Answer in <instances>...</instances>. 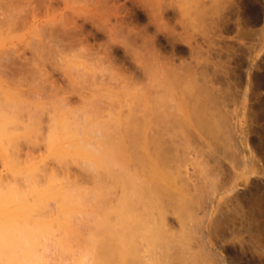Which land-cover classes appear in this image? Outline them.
<instances>
[{
	"label": "bare ground",
	"instance_id": "6f19581e",
	"mask_svg": "<svg viewBox=\"0 0 264 264\" xmlns=\"http://www.w3.org/2000/svg\"><path fill=\"white\" fill-rule=\"evenodd\" d=\"M126 2H130L131 6L136 2L133 7L137 5L139 7L133 9V12L129 8L131 12L127 10L124 13L127 5L126 7L121 5L122 2L118 3V0H29L25 3L23 1L22 7L19 6L21 9L18 8L20 11L2 12L1 18L5 17L4 14L7 16L6 20L0 18V26L2 23H9L12 26L22 25L23 28L24 24L26 26L29 24L39 29L37 36H33L28 45L23 44L26 45L25 48L21 45L23 49H18L13 59L16 61L21 59V65L28 57V59L34 57L35 60L36 58L50 60L57 65L60 72L67 75L74 88L95 89L93 85L91 86L92 83L88 84L83 78L94 73L95 64L98 67L96 62L100 56L92 57L95 54L94 50H91L94 49L91 45L100 46L96 49L104 46L102 52L106 53V56H103L109 64H112L110 59L114 53L119 56L116 59L121 63L122 58L125 59L126 56L136 62L145 80L140 96L123 91L124 93L113 94L115 98L113 102H103L97 99L99 98L97 96L94 98L95 94L91 92L94 99H91L88 105L86 102L83 107L81 104L78 108L75 105L74 109L70 108L71 103L68 100L50 102L55 130H60L61 134L59 133L58 140L53 130L46 148H49L48 153H51L50 157L53 156L55 160L61 162L67 157L74 158L92 173L95 191L91 197L96 208L95 214H91L92 210L89 216L94 217L96 228L101 234L105 229L110 236H107L110 240L109 249L105 247L110 251L107 254H112L110 261L114 264L117 260L122 264H199L201 260H196L194 255L197 254L196 257L200 259L199 249H195L198 244L201 245V241L197 244L195 242L197 238L192 237L195 230L191 231L198 225L194 222L197 214L191 216L195 220L189 218L195 212L194 207L190 205H193L191 202L196 198L193 193L199 188L200 183L197 181V184L193 179L194 174L190 173L192 170L190 164L193 160L189 147L193 140L189 127L192 126L189 125L191 118L188 97L185 98L184 95L190 87L187 86L190 85L188 78L192 79L193 72L199 69L201 75V69H204L202 66L205 67L203 64L200 67V63L195 60V56L202 51V46L183 44L187 49L183 48L184 46L177 49L175 44L170 42L173 51L186 54L187 50L189 62L180 60L175 65L172 60L161 58L155 50L156 36L151 37L152 34L149 36L148 31L153 26L159 32L161 27L166 25V17L175 16L178 11L177 5L168 4L162 10L155 0ZM22 12L32 18L31 22L26 21L28 17L21 16ZM35 15L43 17L38 16L37 19ZM77 19L82 23L79 24ZM142 21L145 27L135 30L136 25ZM87 24L95 33L85 31L84 26ZM123 30L128 31L124 34ZM88 39L94 44H90ZM102 40L103 42H100ZM112 46L116 48L111 49ZM10 58L8 54L0 53V61ZM19 68L22 69L21 66ZM98 71L100 70L96 72ZM33 92L31 93L33 96L39 94L37 91ZM6 98V101L5 98L2 99L6 105L0 101V166L3 171L0 172V264H86L89 260L88 255H92L90 252L83 255L80 253L77 258L78 255L71 250L73 246L70 240L76 235L74 230L76 228L73 226L75 224L79 226L80 220L78 223L73 221L74 225L69 222L74 213H78L77 216H73L77 219L78 216L84 217L83 208L89 205L86 207V203L82 202L83 196L75 194L77 192L75 187H73L75 192L72 190L73 192L68 193L64 189L66 187H61L62 183L59 184L57 179L56 182L53 181L54 175L50 179L43 178L45 182L43 181L42 189L40 187L42 185H35L37 180L34 183L33 178L38 179L36 177L39 176V170L38 165L35 167L33 163L31 164V160L21 161L22 164L30 161L21 167L18 157L22 155L16 154L20 147L18 144L23 145L25 140L29 139L26 142L30 141V144L26 145L29 144L27 147L31 148L35 137L37 138L36 135L32 136L35 131L37 132L34 125L38 127L37 123H34L36 121H32L37 116H34L37 108L31 107L34 109L31 111L32 105L25 108V103H22L25 101L21 99L15 101L14 98H9V95ZM23 104L26 112H23L21 107ZM40 109L41 107H38V111ZM130 119H132L130 124L136 120L141 121L139 130L129 126ZM58 128L60 129L57 130ZM15 145L19 147L15 148ZM16 155L18 157L15 159ZM50 200L56 201L58 207L55 208L60 209H58L60 217L53 216L50 209V213H46L50 207L47 205L54 203ZM188 223L190 226L187 227ZM189 231L192 232V236ZM190 240L196 243L195 249L192 248L194 243ZM92 241L91 248L95 249L93 245L96 246V241L95 243ZM97 245L99 246V242ZM193 250L198 253H192ZM102 251L100 250V257L97 259L101 260L100 263L109 264L110 261H105L109 256L106 251L105 253ZM58 253L67 255L66 258L70 257L73 261L63 263L61 259L62 262L57 260ZM207 254L202 253L203 256H208ZM50 256L57 263H49ZM219 260L222 262L224 259L221 257Z\"/></svg>",
	"mask_w": 264,
	"mask_h": 264
},
{
	"label": "rangeland",
	"instance_id": "374dc122",
	"mask_svg": "<svg viewBox=\"0 0 264 264\" xmlns=\"http://www.w3.org/2000/svg\"><path fill=\"white\" fill-rule=\"evenodd\" d=\"M23 1L25 3L29 0H0V15H3L2 12L6 11L11 13H14L15 10L20 11ZM126 1L118 0V3L122 2L121 5L125 7L127 5L126 11H123L124 13L127 10L133 12V9H138V5L135 8L133 7L136 2L131 6L130 2ZM175 4L178 8L175 16L168 15L166 25L161 27L159 32L151 26L148 35L152 34L151 37L156 36L155 50L157 54L168 61L172 60L175 65L180 60L189 62L190 57L187 50L186 54L179 53L176 50L173 51L169 45L170 42H173L177 49L183 47V44H199L202 46V51L195 56V60L200 63V67L202 64L205 66H202L205 72L201 69L202 76L199 72L200 69L193 72L192 79L188 78L190 82V85H187L190 86L187 89L188 91L183 89L187 91L184 92L186 95L184 97H188L187 102L190 107L188 105L187 107L190 108L189 117L192 124H189L192 126L189 127L190 130L187 128L193 140L192 145L189 147L192 151L193 160L190 164V169L192 168L190 173H193V179L200 183L199 185L197 182L199 188L196 187L197 190L193 193L196 198L193 195L191 197L195 201L191 202L193 205H190V207L193 206L196 213L189 214L190 217L197 214L194 217L197 221L192 217L189 219L198 223L197 229L193 227L194 229L191 230H195L194 235L192 236L190 231L189 233L192 237H195L194 239L197 238L196 243L201 241V243L199 242L201 245L197 243L196 248V243L190 240L194 243H192L194 247H192L193 245L191 247L196 248L195 250L199 249L200 259L196 257L197 254L194 256L196 260H201L199 264H216V262L217 264H264V0H175ZM129 8L132 10L130 11ZM4 16L7 15L4 14ZM21 16L28 17L26 21L31 22L32 18L30 19L27 13L22 12ZM35 16L38 19V16L41 17L42 15ZM5 17L3 18L5 19ZM77 20L79 24L82 23L81 20ZM2 24L0 26V53L8 54L11 58L0 61V101L2 102L4 98L6 101L8 98L6 96L9 95V98H14L15 101L17 99L25 101L22 103H25L26 107L23 104L22 108H27L28 105H32L30 108H37L35 110L36 114L32 112L34 116L37 115L32 121H36L34 123L38 125V127L35 126L36 124L34 125L37 129H33L37 132L35 131L36 134L34 133L32 136L36 135L37 138L34 136V139L33 137L34 142L31 144V148L27 147L30 141L26 142L29 139L25 140V138H23V141L25 140L24 146L22 143L18 144L20 147L15 145V148L19 147L16 154L18 156L22 155L20 157L16 155L15 159L18 157L21 167L30 162L25 161V164H22L24 160H31V164L33 163L35 167L39 166H37L39 176L36 177L38 179L33 176V182L38 181L35 185H42L46 178L49 177L48 179H50L54 175L55 180L53 181L58 180L59 184L62 183L63 186L61 185V187H66L64 188L66 192H73L76 188L77 192L74 191L75 194H80L79 197L83 196L82 202L86 203V207L88 205L89 207L83 208L85 212L82 209L84 217L78 216V219L73 217L77 216L78 213H74L70 217L71 222L69 223L73 221L78 223V220H80L79 226L75 223V226H73L76 228L74 229L76 235L72 233L74 238L71 236L73 238L72 241L70 240L71 246H73L71 250L72 252L74 250L78 255L77 258L80 253L83 255V253L90 252L89 254L92 255H88L90 260L86 261L87 263L89 261L88 264H103V262L100 263L101 260L97 257L101 253L100 250L102 251L105 247L108 248L110 240L107 236H110L107 231L105 232V229L103 230L104 233L101 234L96 228L94 217L89 216V212L92 210L91 214H95L96 208L91 197L95 191L94 178L92 173L87 171L84 166L82 167L81 162L78 163V160L74 158L73 160L67 157L63 160L60 159L62 161L59 162L53 156L50 157L51 153H48L49 148H46V146L52 138L53 130L58 140L60 139L58 136L61 134L60 128L57 129L59 131L55 130L53 124L55 121L51 117L53 112L51 111L50 102L68 100L73 106L69 105L70 108L74 109L75 105L77 108L83 107L86 102V105H88L91 99L97 97L103 102L114 101L113 94L124 93L123 91L140 96L145 83L142 72L140 68H137L136 62L132 61L129 56H126L125 59L122 58L123 61L120 58L121 63L117 60L119 56L114 53L110 59L112 64H109L106 57H104L106 53L102 52L104 46L101 45L102 49L98 48V50L96 47L100 46L88 39L90 44H94L91 45L94 48L91 50H94L95 54L92 57L99 58L100 56L96 62L98 67L95 64L96 71H100L96 72L94 69L93 74L90 73L91 75L88 74L83 78L88 84L92 83L91 86L93 85L95 89L74 88L68 81L67 75L60 72L57 65L50 60H39L38 58L35 60L34 57H31V59H28V57L26 61L24 59L25 62L22 60L24 64L21 65V59L17 61L15 58L13 59V55L16 54L18 49L25 48L33 40L30 39L37 36L39 29L29 24V26L24 24L23 28L22 25H14V27L9 23ZM88 25L84 26L85 31L95 33V30ZM144 27L145 24L142 21L139 25H136L135 30H141ZM127 31L123 33L125 34ZM100 42H103V40ZM21 45L24 47L22 48ZM112 47L111 49L116 48ZM183 48L187 49L186 46ZM95 50H98V52ZM112 59H116L115 62ZM15 61H19L17 65ZM99 61L101 62L99 63ZM30 90L31 92H28ZM33 91H37L39 94H36V92V95L33 96L31 94L34 93ZM91 92L95 94L94 98ZM79 104L81 105L78 106ZM38 107H41L40 111H38ZM26 110L23 112H26ZM33 110L31 108V111ZM23 119L25 120V116ZM131 120H128L129 124ZM129 126L139 130L141 121L136 120ZM26 143L29 144L26 145ZM13 152L15 155V151ZM32 167L34 168V166ZM1 170L0 166V172L2 173ZM40 180H42L41 183ZM45 185L47 186V184ZM43 186H40L41 189ZM86 196L85 202L84 197ZM51 201H54V203ZM50 202L47 205L50 207L46 210V213L50 209L53 216L58 215V213L60 215L59 208H55V206L58 207L56 201L50 200ZM190 223L187 227L190 226ZM74 224L72 223V225ZM92 231L98 235L93 234ZM95 236L96 238H94ZM92 240H94V243L96 241V246L93 245L95 249L91 248ZM98 242L99 246L97 245ZM87 245L88 247H86ZM100 246H102L101 249ZM89 248H91L90 251ZM83 249L87 251L84 252ZM93 249L94 253L92 252ZM106 249V254L107 252L110 253ZM105 251H102V253H105ZM191 252L198 253L194 250ZM215 252L216 254H214ZM202 253L203 255L207 254L210 259L207 258L208 256H203ZM62 255L60 258L57 255V260L61 259L63 263L71 262L70 257L66 258L67 255ZM110 255L105 258L106 262L111 260L109 259ZM217 256L220 257L219 259L222 257L224 260L221 262ZM90 257L92 258L90 259ZM52 258L50 256L49 263H57ZM115 264L122 263L117 260Z\"/></svg>",
	"mask_w": 264,
	"mask_h": 264
},
{
	"label": "clouds",
	"instance_id": "9594fccd",
	"mask_svg": "<svg viewBox=\"0 0 264 264\" xmlns=\"http://www.w3.org/2000/svg\"><path fill=\"white\" fill-rule=\"evenodd\" d=\"M155 2L157 4H159V6L161 7V9L163 10L164 7L168 4H174L175 0H155Z\"/></svg>",
	"mask_w": 264,
	"mask_h": 264
}]
</instances>
